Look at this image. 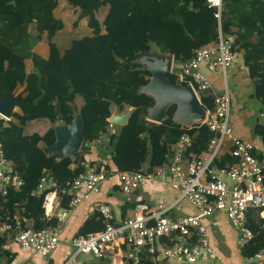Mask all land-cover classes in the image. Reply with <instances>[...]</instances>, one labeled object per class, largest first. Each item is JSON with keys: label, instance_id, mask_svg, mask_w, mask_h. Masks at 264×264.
<instances>
[{"label": "trees", "instance_id": "16d2710c", "mask_svg": "<svg viewBox=\"0 0 264 264\" xmlns=\"http://www.w3.org/2000/svg\"><path fill=\"white\" fill-rule=\"evenodd\" d=\"M66 1L79 10L77 20L86 18L91 34L72 38L61 51L53 40L64 26L53 14L58 0H0V98L7 100L19 85H24L23 91L14 97L18 110L13 111L8 120L0 118L3 154L23 181L18 189L7 187L4 195L0 192V217L19 228L27 227L24 219L30 220L35 231L59 226L57 216L45 215V195L56 190L59 207L68 209L72 196L69 184L86 170L87 165H96L97 170L103 169L110 176H115L117 171L145 167L150 171L167 162L174 143L183 132L193 138L185 156L189 153L199 155L206 150L213 132L205 124H194L187 129L174 122L175 104L168 106L166 118L160 123L146 119L154 98L139 88L149 81L150 72L136 59L152 45L160 52L173 55V70L167 73V78L177 82L176 72L192 57L194 50L217 39L219 22L222 33L232 38L236 56L242 50L243 65L253 81L254 96L264 104V0H222L219 13L206 0ZM105 5L108 11L99 22L96 12ZM31 24H34V33L28 30ZM43 33L49 46L46 59L32 51ZM29 57L33 71L26 73L24 60ZM181 84L186 85V82ZM213 95L212 92L200 95L205 108H212ZM76 96L82 98L78 108L74 106ZM114 104L119 108L133 107V110L127 122L116 125V132L99 146L102 148L100 156L93 155L88 162L83 144L106 131L107 118ZM76 112L84 121V140L70 157L58 159L56 153L47 152L46 146L55 140L52 127L43 134L23 133L29 120L46 118L51 123H68ZM253 131L264 143V122L255 123ZM235 161L229 153H223L214 164L222 167ZM45 174L51 185L32 193ZM118 187L117 180L114 188ZM66 188L68 192L62 194L61 190ZM139 202L143 201H134L132 208ZM125 210L122 206V218ZM110 222L116 223L115 219ZM247 222L254 236L239 247L243 257L264 249V218L249 213ZM79 224L69 241L102 230L105 220L95 209ZM57 236L59 238V232ZM5 241L6 236L0 235V253L13 257L14 253L2 248ZM121 248L125 251L126 244ZM138 264L166 263L154 261L151 255L143 252ZM257 264H264V259Z\"/></svg>", "mask_w": 264, "mask_h": 264}, {"label": "built area", "instance_id": "2783aa9c", "mask_svg": "<svg viewBox=\"0 0 264 264\" xmlns=\"http://www.w3.org/2000/svg\"><path fill=\"white\" fill-rule=\"evenodd\" d=\"M206 2L220 12L222 0ZM235 59L232 38L222 33L218 22L217 39L195 49L192 57L182 63L176 72L177 82L185 81L186 85L190 84L199 100L201 94L211 90L204 70L222 76V88L214 93L212 108L204 107L205 119L199 124H205L213 132L205 151L199 155L189 153L185 156L193 138L188 132H183L163 165L150 171L142 168L116 172L120 190L126 194L138 189L144 180H149L168 185L176 191L175 200L168 205L157 203L150 206L145 202L137 203L131 215L116 223L110 222L113 219L110 209L100 205L97 210L105 220L104 228L72 238V249L63 264H94V259L102 260L113 256L111 254L115 248L120 249L122 258L125 259L121 264H138L143 252L151 255L154 261H164L166 264H198L209 253V235L203 219L219 211L224 212L229 222L237 229L240 246L251 241L254 235L246 223V213L250 209H256L260 217L264 218V148L262 159H258L253 154L254 144L235 135L230 126L228 69ZM172 70L173 67L171 72ZM0 118L8 120L1 114ZM116 125L108 122L106 131L99 138L84 142L86 153L94 152L106 143L108 137L116 132ZM227 144L228 153L236 161L218 167L214 161ZM82 164L85 165L86 162L83 161ZM109 176L107 171L97 170L96 165H87L86 170L80 172L69 184L71 189H83L84 195H72L68 209L76 207L88 195L99 193L102 183ZM22 183V179L5 158L0 145V192L4 195L7 187L18 189ZM49 183L51 180L46 174L43 175L32 193L42 191ZM68 189H62L61 193L68 192ZM49 193L45 195L43 207ZM56 196L57 200L54 198V201L59 205V196ZM181 200L188 201L197 212L170 216V210ZM45 215L48 216L47 213ZM8 233H13L14 241L20 248L32 250L40 256L49 254L59 242L56 228L49 227L38 231L31 227L19 228L0 217V235ZM123 243L127 247L125 251L121 248ZM81 256L84 258L80 259ZM263 259L264 249L247 257L251 262H261ZM25 264L38 263L29 259Z\"/></svg>", "mask_w": 264, "mask_h": 264}, {"label": "crops", "instance_id": "0c3cea01", "mask_svg": "<svg viewBox=\"0 0 264 264\" xmlns=\"http://www.w3.org/2000/svg\"><path fill=\"white\" fill-rule=\"evenodd\" d=\"M60 6L61 8H66L64 4H61ZM75 10H77L76 12H79L78 9ZM107 11L108 5H105L100 13H98V11L96 12V18L99 22H102ZM55 12L56 8L53 10V14L56 16ZM83 23L85 25V27L83 28L84 34H82L81 36L90 35L91 29L87 26L86 18H84ZM63 29L64 26L56 33L53 38L61 51H63V49H65L69 45L71 40L70 39L68 42L60 41L59 33ZM28 30L31 33H34V24L29 25ZM81 36H76L75 38ZM152 47L154 46L152 45ZM32 51L44 59L48 57L49 46L45 33L42 34L40 40L35 42L32 47ZM24 65L26 73L33 71L32 58H26L24 60ZM204 72L207 74V78L211 84V90L209 92H219L222 88V76L219 73H209L206 70H204ZM228 87L230 91L231 101L230 126L235 135L239 136L242 139L251 141L254 144V156L258 159H262V149L264 148V143L261 141V138L253 131V126L255 125V123L264 122V104L260 102L256 96H254L253 81L249 78L247 68L243 65L242 50L238 51L235 61L228 69ZM23 89L24 85H19L13 91L14 97L22 92ZM81 104L82 98L80 101L79 96H76L74 106L78 108ZM126 108L130 109L132 107L123 106L122 108H117L114 104L112 106V112L117 109V111L120 113ZM17 110L18 107L15 106L14 111ZM51 124L52 123L49 122V120L46 118L29 120L23 127V133L31 134L33 132H36L39 134H43L49 127H51ZM99 149L100 148L98 147L96 151L88 153L86 155L88 157L86 161L92 158L93 155L98 154V156H100L99 151L101 150L100 152H102V148L100 150ZM228 150L229 144L224 147V150L221 154L228 153ZM116 181V175L109 176L108 179L104 183H102L99 193H92L88 195L86 198H83L76 207L72 209L66 210L63 208L65 212L62 215L59 214V211L62 208L59 207V205H56L55 202H53L54 198H56L57 200L56 191H50V193L47 195L48 197L46 199V205L44 206L45 214L47 213L48 216H57L60 220L59 226L56 227L57 233L59 232V242L56 245L55 249L45 256H40L38 253L32 250L20 248L14 241L13 233H8L5 234L6 241L2 248L7 250L8 252L14 253V256L6 257L4 255H1L0 253V264H25L29 259L36 260L38 264H59L60 262H62V260L66 259L72 249L69 239L76 231L78 225H80L79 223L85 216L90 214L93 210L97 209V207H99L100 205L107 206L113 215V219H115L116 222H119L133 213L134 207L132 208L131 204L138 199L149 204L150 206H154L157 203L168 205L177 197V192L170 188L168 185L149 180H144L140 184L138 189L130 194H126L120 190V187L114 188V184L116 183ZM69 193H71L73 196H82L84 195V190L73 188L69 190ZM50 196H52L51 201ZM49 202L51 203L50 210L47 209V205L50 204ZM122 206L124 207V209L126 208L123 218ZM196 212V209L188 201L181 200L177 205L173 206V208L169 212V215L177 217L183 214H195ZM249 213H253L255 216L257 214L258 217H260L256 209H250L245 216L247 225V215ZM17 217L18 216H15L16 219H18ZM24 222L27 227H31L30 220L24 219ZM203 222L208 230L210 257H213L214 255L216 257V260H213V258H207L206 256V258L200 261L198 264H215V261L216 264L259 263L248 261L247 257H243L241 255L239 248L240 245L238 244L237 229L229 222L224 212H216L210 217L203 219ZM119 253L120 249L115 248L113 250V254H111L113 256L110 257L113 260L109 261L108 264L112 262H114V264H121L124 258H122V253ZM83 258V256L80 257V259ZM93 262L95 264H98L101 261L100 259H94Z\"/></svg>", "mask_w": 264, "mask_h": 264}, {"label": "water", "instance_id": "95a60500", "mask_svg": "<svg viewBox=\"0 0 264 264\" xmlns=\"http://www.w3.org/2000/svg\"><path fill=\"white\" fill-rule=\"evenodd\" d=\"M151 48L136 59L143 69L150 72L149 81L139 88L141 92L154 98V104L147 110L146 119L153 123H160L166 118L168 106L175 104L176 108L172 117L174 122L186 128L202 123L206 110L191 85L171 82L167 78V73H170L173 67V55L160 52L156 47L153 50ZM15 106L17 101L14 100L13 92L7 100L0 98V114L7 119L12 116ZM116 107L119 108L117 105ZM132 110L133 107L126 108L119 113L116 109L111 112L107 121L119 126L123 125L127 122ZM51 127L54 129L55 140L46 146L48 153H56L58 159H62L74 155L80 149L84 140V121L79 112L74 113L70 122L58 121L52 123ZM64 212L62 208L59 214L62 215Z\"/></svg>", "mask_w": 264, "mask_h": 264}, {"label": "rangeland", "instance_id": "374dc122", "mask_svg": "<svg viewBox=\"0 0 264 264\" xmlns=\"http://www.w3.org/2000/svg\"><path fill=\"white\" fill-rule=\"evenodd\" d=\"M61 4H64L66 6V8H61V6H60ZM103 7L104 6L100 7V9L98 10V13L101 12ZM76 11L77 10H75V8H72L68 5L66 0H58V6L56 7L55 14L64 23V29L62 31H60V33H59L60 41L68 42L70 39L75 38L76 36H81L82 34H84V31H83V28L85 27V25L83 23L84 18L77 20L78 12H76ZM153 49H154V47L151 48V50H153ZM79 100L81 101L80 96H79ZM207 258H213V260H216V257L214 255H213V257H210V253L207 254ZM112 260H113L112 258L102 259V260H100L101 262L98 264H108V262L112 261ZM214 263L216 264V261ZM171 264H173V263H171Z\"/></svg>", "mask_w": 264, "mask_h": 264}, {"label": "bare ground", "instance_id": "6f19581e", "mask_svg": "<svg viewBox=\"0 0 264 264\" xmlns=\"http://www.w3.org/2000/svg\"><path fill=\"white\" fill-rule=\"evenodd\" d=\"M52 200V197L50 198V201ZM53 202H55V201H53ZM50 203V202H49ZM50 208H51V203L50 204H48V206H47V209L48 210H50Z\"/></svg>", "mask_w": 264, "mask_h": 264}]
</instances>
